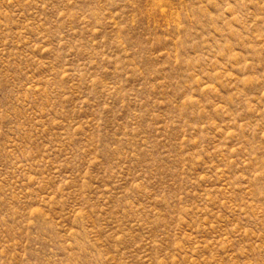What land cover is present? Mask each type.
<instances>
[{
	"label": "rangeland",
	"instance_id": "1",
	"mask_svg": "<svg viewBox=\"0 0 264 264\" xmlns=\"http://www.w3.org/2000/svg\"><path fill=\"white\" fill-rule=\"evenodd\" d=\"M0 264H264V0H0Z\"/></svg>",
	"mask_w": 264,
	"mask_h": 264
}]
</instances>
